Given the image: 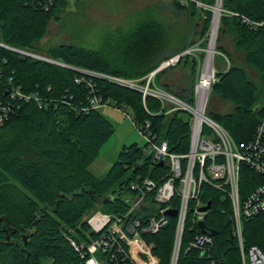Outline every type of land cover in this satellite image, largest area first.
I'll return each mask as SVG.
<instances>
[{
  "label": "trees",
  "instance_id": "1",
  "mask_svg": "<svg viewBox=\"0 0 264 264\" xmlns=\"http://www.w3.org/2000/svg\"><path fill=\"white\" fill-rule=\"evenodd\" d=\"M207 3L213 4L214 0ZM45 4L50 7L48 11ZM67 7L68 0H54L52 4L49 0H0V44L25 51L35 49L46 18ZM222 8L240 16L223 15L219 34L234 35L246 63L262 75L264 84V26L253 29L241 18L264 22V0H223ZM205 14L203 38L210 33L213 20L212 11ZM161 35L158 23L137 25L129 33V45L125 47L128 54L119 66L74 45L56 46L49 52L52 60L66 67L0 47V105L11 108L7 119L0 123V264H41L46 258L53 264L76 260L69 238H79L89 230V216L98 210H124L122 199L106 202L110 196L130 191L138 178L159 181L167 175L168 168L154 164L138 144L125 146L103 178L90 171L101 147L115 133L113 124L99 110L82 111L92 90L114 101L118 108L132 111L138 122L150 121L151 130L158 139L169 142L173 153H189L192 122L180 118L181 111L167 114L153 97L146 98L147 111L140 92L83 72L145 84V78L161 63ZM187 59L183 56L178 64ZM8 86L37 92L42 106L12 101ZM164 89L170 91L168 85ZM212 91L233 105L227 113H210L212 119L237 142L249 141L264 115L259 86L243 68L234 65L219 76ZM182 96L177 97L194 103V86L190 97L188 93ZM244 171L247 174L242 192L247 193L252 189V173ZM221 197L209 186L202 189L203 200L213 205L205 221L208 229L216 231L212 253L224 264H240L238 248L231 241L232 222L222 213L225 210L229 214L230 204L223 203ZM175 227L176 220L171 219L166 230L149 238L155 243L160 264H170ZM244 237L247 246H258L264 252V217L245 222ZM186 248L185 243L179 264H205L197 252L186 253Z\"/></svg>",
  "mask_w": 264,
  "mask_h": 264
},
{
  "label": "built area",
  "instance_id": "2",
  "mask_svg": "<svg viewBox=\"0 0 264 264\" xmlns=\"http://www.w3.org/2000/svg\"><path fill=\"white\" fill-rule=\"evenodd\" d=\"M42 1L38 0L39 3ZM52 2L54 0H49V4ZM44 8L48 11L50 7L45 4ZM230 14L240 16L233 12ZM241 18L243 23L253 29L264 26V22ZM0 47L25 57L30 56L28 52L17 48L3 44ZM179 61L177 56L164 63L145 78V84L110 75L97 76L140 92L147 111L146 98L153 97L161 104V111L170 106V112H165L167 114L188 112L193 118L190 151L185 155L173 153L169 142L158 139L151 130L150 121L140 123L132 118L145 140L142 147L144 154L158 167L166 166L168 173L159 181L150 177L138 178L132 183L130 191L120 193L119 199L125 205L121 212L98 210L90 215L87 219L89 230L84 231L79 238H69L77 257L68 264H160L155 243L149 238L166 230L171 219L176 220V227L170 264H179L185 243V252H197L205 264H224L222 258H216L212 253L216 234L211 235L212 230L207 226L203 230L200 225L213 211L212 202L202 198L204 186L219 192L223 203L230 204L229 214L225 210L222 213L228 215L232 222L231 241L238 248L240 264H264V252L258 246H247L244 237V223L264 217V115L251 139L237 142L207 114L209 94L217 83L215 71L207 90L203 89L202 71L192 104L156 86L157 74ZM6 90L12 101L34 102L42 106L41 96L37 92H25L15 86H8ZM108 106L127 113L125 108H118L114 101L99 97L94 90L82 111L100 110ZM10 109V105H0V123L7 119ZM162 162L164 165L160 166ZM245 169L252 173L249 175L252 189L247 193L242 192V181L247 174ZM208 203H211V209L202 212L201 209ZM172 210L178 211L176 217L168 215Z\"/></svg>",
  "mask_w": 264,
  "mask_h": 264
},
{
  "label": "rangeland",
  "instance_id": "3",
  "mask_svg": "<svg viewBox=\"0 0 264 264\" xmlns=\"http://www.w3.org/2000/svg\"><path fill=\"white\" fill-rule=\"evenodd\" d=\"M221 1L223 4V0ZM217 2L218 0H214L213 4H208L207 0H68L66 10L46 18L36 48L26 51L30 55L27 57L42 62H47L42 59L55 62L49 55L52 48L60 45H74L77 48L101 55L106 61L119 66L125 59L124 55L128 54L125 47L129 45L126 42L129 41L131 30L144 22L158 23L162 31L159 41L163 46L159 67L175 59L178 54L188 51L189 54H186L187 61L181 64L177 63L178 65L160 72L156 79V86L166 91L164 86L168 85L170 91L166 92L177 96L188 93L190 97V89L192 90V86H194L195 91L209 53L213 20L210 33L203 38L205 13L209 10L212 11L214 18ZM230 13L223 9L221 17L231 15ZM156 35L157 33L155 37ZM152 38L154 39V37ZM181 39L184 43H180ZM189 47L191 48L186 50ZM214 48L216 53L213 69L216 82L219 81V76L226 73L231 66H240L246 71L249 79L259 86L261 103H264L262 75L246 63L245 53L237 48L234 35L219 34L218 31ZM195 62L196 70L193 69ZM83 72L93 76L99 75L93 72ZM130 81H137L140 84L141 80ZM184 90L187 93H183ZM184 102L188 103V100L185 99ZM169 109L164 112L169 113ZM232 109L233 105L230 102L215 95L211 89L207 108L209 117H211L210 113L224 114ZM99 111L113 124L115 129L114 135L101 147L98 157L90 167V171L94 175L103 178L118 160V156L125 146L138 144L143 147L145 140L133 123L134 114L132 111L125 113L113 106L101 108ZM179 116L185 122L193 121L186 111H181ZM100 205L97 207L100 208ZM41 264L53 263L51 259L46 258Z\"/></svg>",
  "mask_w": 264,
  "mask_h": 264
},
{
  "label": "water",
  "instance_id": "4",
  "mask_svg": "<svg viewBox=\"0 0 264 264\" xmlns=\"http://www.w3.org/2000/svg\"><path fill=\"white\" fill-rule=\"evenodd\" d=\"M217 8H219L218 10H219V12H218V16H217ZM222 1L221 0H218V2H217V5H216V7H215V12H214V18H213V29H212V35H211V41H210V46H209V50L211 49V45H212V43H213V33H214V26H216V32L218 33V30H219V24H220V18H221V12H222ZM216 39H217V36H216V38H215V41L214 42H216ZM214 45H215V43H214ZM215 49V48H214ZM214 53H216V51L214 50ZM185 54H187V52H184V53H182V54H180V55H178V61L185 55ZM45 61H47V62H51L50 60H45ZM56 64H58V65H61V66H66V65H64V64H62V63H60V62H55ZM164 165V163L162 162L161 164H160V166H163ZM120 193H117L115 196H110L107 200H106V202H112V203H114L115 201H117L119 198H120ZM211 209V203H208V205L206 206V207H204V208H202L201 209V211L202 212H206V211H208V210H210ZM177 214H178V211L177 210H172V211H169L168 212V215L170 216V217H176L177 216ZM201 225V228L204 230L205 229V227H206V225H205V223H201L200 224ZM216 234V231H212L211 232V235H215Z\"/></svg>",
  "mask_w": 264,
  "mask_h": 264
},
{
  "label": "bare ground",
  "instance_id": "5",
  "mask_svg": "<svg viewBox=\"0 0 264 264\" xmlns=\"http://www.w3.org/2000/svg\"><path fill=\"white\" fill-rule=\"evenodd\" d=\"M216 11H217V16H218L219 10H216ZM216 36H217L216 26H214L213 43L211 45V49L209 50L207 61L203 67L204 68L203 70V85H204L203 89L204 90L208 89L209 81L214 76V69H213V62H214V57H215V53H214V50H215L214 43L215 42L214 41H215Z\"/></svg>",
  "mask_w": 264,
  "mask_h": 264
}]
</instances>
